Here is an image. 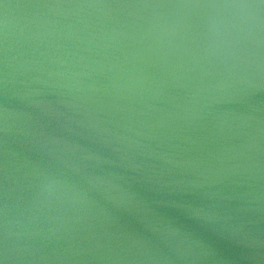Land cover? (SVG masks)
Instances as JSON below:
<instances>
[{"label": "water", "instance_id": "1", "mask_svg": "<svg viewBox=\"0 0 264 264\" xmlns=\"http://www.w3.org/2000/svg\"><path fill=\"white\" fill-rule=\"evenodd\" d=\"M0 264H264V0H0Z\"/></svg>", "mask_w": 264, "mask_h": 264}]
</instances>
